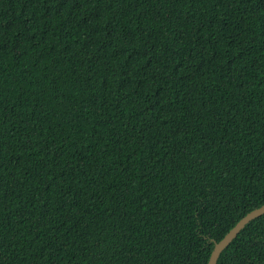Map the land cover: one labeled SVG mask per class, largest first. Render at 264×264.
<instances>
[{"label": "trees", "instance_id": "obj_1", "mask_svg": "<svg viewBox=\"0 0 264 264\" xmlns=\"http://www.w3.org/2000/svg\"><path fill=\"white\" fill-rule=\"evenodd\" d=\"M262 207L264 0H0V264H209Z\"/></svg>", "mask_w": 264, "mask_h": 264}, {"label": "water", "instance_id": "obj_2", "mask_svg": "<svg viewBox=\"0 0 264 264\" xmlns=\"http://www.w3.org/2000/svg\"><path fill=\"white\" fill-rule=\"evenodd\" d=\"M264 214V207L255 210L244 217L230 232L229 234L219 243L216 244L214 251L211 255L209 264H217L220 254L229 246V244L234 240V238L240 233L241 230L245 228L252 220Z\"/></svg>", "mask_w": 264, "mask_h": 264}]
</instances>
